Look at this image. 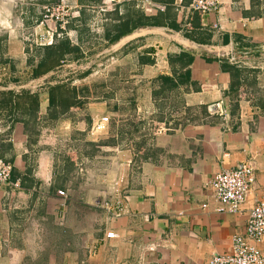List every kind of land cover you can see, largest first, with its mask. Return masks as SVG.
<instances>
[{
  "label": "crops",
  "instance_id": "obj_1",
  "mask_svg": "<svg viewBox=\"0 0 264 264\" xmlns=\"http://www.w3.org/2000/svg\"><path fill=\"white\" fill-rule=\"evenodd\" d=\"M60 1L81 7L58 40H68L80 49V55L98 37L114 46L110 39L117 33L112 31L121 20L142 15L154 18L169 7L172 19L183 23L180 31L162 27L165 31L185 38L191 34L194 40L187 39L200 45L228 47L238 63L233 64L229 55L220 59L190 52L165 36L143 37L137 70L144 75L138 78L133 97L117 100L114 109L124 119L130 113L127 104L134 103V116L147 120L149 127L136 125L137 132L144 129V135L126 147L124 134L131 131L127 132L126 120H121L117 137L101 140L102 149L111 141L117 152L111 164V158L103 161L111 168L114 165L113 177L99 176L102 183H108V191L105 185L95 186L87 170L94 159L79 149L80 142L89 146L97 135V126L88 125V103L83 110L70 111L67 119L68 113L57 120L50 117L49 90L70 79L51 83L57 69L24 85L29 89L22 91L40 99L34 132L0 111V160L11 163L16 171L0 187V235L7 242L2 247L0 241V264H210L214 256L230 254L233 237L246 235L249 215L264 190V0H222L219 10L205 16L190 9L193 0H183L180 8L176 0H126L119 5L109 0ZM18 2L0 0V50L8 56L11 69L19 59L17 54H22L31 70L42 59L44 48L35 47L31 54L27 50L23 33L30 30L26 21L34 17L30 10H20L19 20ZM101 7L108 11L95 30ZM32 20L35 25L41 19ZM183 52L194 56L187 68L191 81L179 77L184 71L173 78L175 67H180H173L170 58ZM143 56L153 63L142 65ZM226 63L245 71L233 91ZM162 77L173 78L174 85H165ZM46 81L49 87L43 97L40 88ZM76 88L89 100L87 89ZM212 106L219 108L217 113L210 111ZM97 117L103 120V130L97 128L96 133L103 131L104 137L110 132V119L92 115V120ZM248 164L255 170L256 181L242 212L218 213L211 180ZM118 199L123 207L118 218L111 219L98 207V203ZM111 232L114 239L106 237ZM261 251L264 255V243Z\"/></svg>",
  "mask_w": 264,
  "mask_h": 264
},
{
  "label": "rangeland",
  "instance_id": "obj_2",
  "mask_svg": "<svg viewBox=\"0 0 264 264\" xmlns=\"http://www.w3.org/2000/svg\"><path fill=\"white\" fill-rule=\"evenodd\" d=\"M19 1L20 2H18L17 0L19 4L15 8L19 20H21L20 10H23L24 12L27 11V13L31 11L32 17H34L35 19H41L43 18L45 6H55L59 2V0ZM23 7L25 8L23 9ZM28 18L29 17L27 16L25 19ZM32 19L26 21L29 22V26L25 24L27 27H30L29 29L31 30L36 25H34ZM110 27L112 29L113 25L109 26V28ZM85 33H87V31ZM18 40L22 41V38L20 37ZM158 40L160 42L169 43L167 42L169 40L161 37H158ZM1 41L2 38H0V47L2 45ZM90 42L91 47L86 45L83 54L75 56L74 59L69 58L63 64V66L56 71L55 79L53 77V79L50 78L51 80L49 79V81L55 84L57 83V81L70 79L69 81H67L68 84L75 83L76 87L80 89H87V96L89 97V100H86V102L88 103L86 114H88L90 119L88 123L89 126H95V128L97 126L98 129L103 130V128H100L102 126L103 120L100 119V117L92 120V115L95 117H109L110 132L108 135H105L104 137L101 136V133H103V131H99L98 133H96V128L95 134L97 135L91 138L93 143H91L89 146H87V144H82L81 142L79 143V149L88 151V153L92 155V158L94 159L93 163L87 166V170L89 172V175L92 176L91 178L95 180V186L103 187V185H105V187L103 188L108 191V183H102L101 177L99 176L105 174L110 178L113 177L115 173L114 165L111 168L109 167V165L103 164V161L110 160L111 158V164L113 162L112 159L117 157V152L115 151V149H113L116 147V145L111 141H107L109 147H104L102 149L101 140H106L107 138L109 139L110 137L114 136L117 137V124H120L121 120H126L124 124L127 125V132L131 131L130 134H124V141L127 145L126 147H128V145L130 146V144H128L129 141H133L138 137L139 141H141L140 137L144 135V129L141 133H139L135 129L136 125H144L145 123L146 126L149 127V122H146L147 120L143 121L142 119L141 121V119H139L137 116H134V103L127 104V111H130V113H126L127 117L124 119L119 118L117 108L114 109L115 105L117 107V100L131 99L138 89L136 82L138 81L139 77H142L144 75V73H141V71L137 70V55H139L137 54V52L139 48L145 46V40L144 38L134 40L133 42L127 44L121 51H117L116 46L109 47V45L106 42L100 40L99 37L97 38V40H93ZM28 44L29 43H25L26 46ZM30 45L32 47H30ZM28 46L27 50L29 51V53H35V46H33L32 44H29ZM25 54H27V52ZM17 56L19 57V59H15V67L13 66L14 69H11L9 66L8 56L6 55L5 57L4 53H2V51L0 50V90H2V87H10L13 86V84L17 85V87H24V85L28 83L31 71L27 69L29 65L26 68L25 62L22 59V54H17ZM86 74L87 76H85ZM47 83L48 82L46 81V84H41V88L39 87L41 89L40 94H42L43 97L45 96L47 88L49 87V84ZM26 89L29 88L27 87ZM123 108V106H120L121 110ZM43 110H45V107L43 108ZM70 114L71 113H68L65 119H67ZM193 121L197 122V120L194 119ZM145 133L147 137H149V134L147 132ZM63 146L65 147L64 150L69 149L68 143H64ZM83 173L85 172L83 171Z\"/></svg>",
  "mask_w": 264,
  "mask_h": 264
},
{
  "label": "built area",
  "instance_id": "obj_3",
  "mask_svg": "<svg viewBox=\"0 0 264 264\" xmlns=\"http://www.w3.org/2000/svg\"><path fill=\"white\" fill-rule=\"evenodd\" d=\"M113 4H122L126 0H109ZM147 2L151 3L149 0ZM183 0H176V7H182ZM223 4L222 0H193L190 9L193 12L205 16L219 10ZM81 7H69L65 2L60 1L55 6L47 5L44 7V14L41 20L36 22L33 29L24 34L25 43L32 44L35 47H52L58 43V40L66 33L71 20L75 17L76 11ZM95 10V8H93ZM108 11L105 8L98 9V19L93 24V29H98L99 21L103 20L104 14ZM77 15V14H76ZM54 23L55 27L50 28L49 23ZM230 61L237 64L234 53L230 56ZM215 106H212L211 112L217 113ZM164 130L161 131L163 133ZM13 165L5 160H0V187L8 183L11 179ZM254 168L251 165H243L237 169L223 171L211 180L210 188L214 192L216 201L219 203L218 213L239 214L255 185ZM19 183L16 184V187ZM60 196H65L64 192H59ZM98 207L103 208L106 213L115 219L120 217L123 212L122 202L116 200L113 203H98ZM108 239H114L113 232L107 233ZM2 247L7 244L0 235ZM264 243V190L261 198L252 209L245 236H235L232 240V251L228 255H216L210 264H264V255L261 251V245ZM1 248V245H0Z\"/></svg>",
  "mask_w": 264,
  "mask_h": 264
},
{
  "label": "trees",
  "instance_id": "obj_4",
  "mask_svg": "<svg viewBox=\"0 0 264 264\" xmlns=\"http://www.w3.org/2000/svg\"><path fill=\"white\" fill-rule=\"evenodd\" d=\"M82 3H84V1H82ZM182 23L183 21L181 23H177L176 18L172 19L169 7H167L164 12L160 11L154 18L149 19L142 15L136 20H121L118 25H115L114 30L112 31L117 34L110 39V44H117L124 36L140 27L161 26L169 27L175 31H180ZM186 23L187 21L184 24L186 25ZM185 36L194 40L191 34H185ZM146 53H152V50H147ZM79 54L80 49L73 46L68 40L57 43L52 47H45L42 59L32 65L28 82L41 79L49 75L51 72L61 68L69 58L74 59L75 56ZM145 56L140 57V63L142 65L152 64L153 61ZM193 61L194 56L188 52H183L180 55L171 57L170 63L173 64V67L176 65H179L180 67L179 70H177L176 67L175 69L173 68V78H176L178 73L184 71V73L179 77H183L186 81H191V71L187 68L193 64ZM226 64L227 65H224V69L228 70L231 74L233 91L236 86L239 85V79L243 76L245 71L239 69V67L230 65L229 63ZM85 76H87V74ZM173 78L162 77L161 80L165 85H174L172 81ZM82 94L83 93H81V91H79L76 87L68 83L52 87L49 90L50 117L57 120L59 117L66 115L70 111L83 110L87 102L86 99H83L85 96ZM0 111L1 113L5 112L6 117L12 122L23 123L27 131H32L34 126L37 124V116L40 111L39 96L28 91H0ZM12 174L16 175V171H14V169Z\"/></svg>",
  "mask_w": 264,
  "mask_h": 264
},
{
  "label": "water",
  "instance_id": "obj_5",
  "mask_svg": "<svg viewBox=\"0 0 264 264\" xmlns=\"http://www.w3.org/2000/svg\"><path fill=\"white\" fill-rule=\"evenodd\" d=\"M153 34L161 35V36H165V37L174 39L177 43L182 45L185 49H187L190 52L196 51V52H199V53H207L209 55H212V56L220 58V59H225L230 54L228 47L227 48H216L214 46L200 45V44L195 43V42H193V41H191V40H189V39H187V38H185L183 36H179L177 33L167 32V31H165L164 28L157 27V26L141 27L140 29H138V31H135L134 33H131V34L123 37L114 46H116L117 51H119L127 43H129V42H131L133 40H136V39H140V38L146 37L148 35H153ZM24 88L25 87H17L15 85H13V86H10V87L2 88V91H16V92H20V91L24 90Z\"/></svg>",
  "mask_w": 264,
  "mask_h": 264
}]
</instances>
